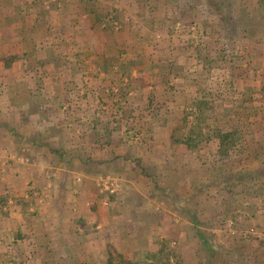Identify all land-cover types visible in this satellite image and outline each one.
<instances>
[{
    "label": "crops",
    "instance_id": "0c3cea01",
    "mask_svg": "<svg viewBox=\"0 0 264 264\" xmlns=\"http://www.w3.org/2000/svg\"><path fill=\"white\" fill-rule=\"evenodd\" d=\"M40 1L41 4L29 3L23 10L19 0H0V155L27 157L31 164L25 166L28 179L24 184L35 186L23 194L26 189L20 188L24 181L21 175L1 178L3 190L10 192L15 204L8 206L5 217L0 214V258L3 261L5 256H11L15 264L32 256H45L39 257L43 262L35 260L38 264H54L59 257L62 264H144L149 258L156 261L168 238L163 226L170 225L172 232L178 224L173 214L163 208L172 205L180 211L181 207L197 205L195 199L188 200L195 185V159L173 143L169 127L174 122L169 119L165 127L161 121L147 118L144 123L138 122L140 143L132 145L126 136V119L120 114L112 116L117 106L114 99L106 100L108 91H88L92 86L98 89L101 80L109 87L119 83L115 76H99L103 72L95 55L110 51L115 56V45L123 44L125 48L129 41L113 39L109 33L104 38L93 37L95 20L80 11L77 21L70 24L67 4L77 5V0H61L64 2L57 5V0ZM40 14L47 24L43 30L38 28ZM52 17L58 19L51 21ZM69 26H73L70 34H76V57L74 53L65 56L67 52L60 42L51 40L57 37L55 33H66ZM82 34L85 36H79ZM45 35L51 37L46 39ZM138 48L136 56L124 53L121 60L138 62L142 57ZM11 54L17 55L14 64L20 67L12 68L8 74L3 59ZM146 68L133 66L130 77L143 80ZM94 69L99 73L91 74ZM82 70L91 77L84 76ZM37 79H43L49 87L39 89ZM73 79L79 91H68ZM174 84L177 91H183V82L176 80ZM1 86L14 90L2 91ZM152 88L158 101L166 98L158 79ZM148 90L145 87L142 93ZM89 94L100 96L105 104L87 103L85 97ZM129 96L134 97V92ZM167 98L172 101L170 96ZM174 101L173 104L179 102ZM119 107L122 111L130 109ZM160 111L165 109L161 107ZM102 177L123 182L122 196L136 191L140 203L120 201L117 212L109 201L114 195L98 189ZM207 191L210 196L215 194L214 188ZM36 193L41 197L37 198ZM157 193L159 203L152 201ZM1 198L4 199L0 194ZM31 208L37 214L30 213ZM240 237L221 249L220 264L253 262L255 242L241 237V243L247 246L240 248L236 246ZM46 257H50V263ZM260 261L264 264V259Z\"/></svg>",
    "mask_w": 264,
    "mask_h": 264
},
{
    "label": "trees",
    "instance_id": "16d2710c",
    "mask_svg": "<svg viewBox=\"0 0 264 264\" xmlns=\"http://www.w3.org/2000/svg\"><path fill=\"white\" fill-rule=\"evenodd\" d=\"M133 1L137 4H131L130 15L127 17L123 11L120 13L114 9L111 12L99 5V0H77V5L67 4L69 22L72 25L79 17L77 11L93 16L96 26L92 30V36L97 39L104 38V34L106 37L109 33L124 41L123 34L126 37V33L129 35L136 32L137 42L147 41L142 47L146 63L144 59L142 63L121 60L124 53L137 54L134 42L126 38L129 45L125 49L123 44L119 47L115 45V56L110 51L95 55L101 72L119 80L117 85L108 89L109 96L106 97V100L114 99L117 106L112 116L120 114L126 119L129 127V130L125 129L126 136L132 145L140 143L141 127L136 128L138 122L144 123L147 118L150 121H161L164 127L168 119L174 122L169 127L173 143L180 147L181 152L188 153L195 159V185L191 188L193 192L188 200L192 201L203 195V200L209 202L212 210L209 219H199L190 211H184L195 226L217 217L224 220L238 216L259 220L264 227V0H163V8L172 10L174 19L178 18V14L182 15L189 22L184 26L194 27L195 31H189L188 34H195L198 41L180 36V45L176 46L171 44L173 37L170 35L165 40L167 45L162 51H159L158 45L148 46L153 30L141 34L138 31L133 20L135 16L139 18V0ZM158 1L142 0L148 7L151 2L155 3L149 7L150 11L156 9ZM19 2L23 10L29 3L41 4L40 0ZM61 2L64 1L57 0L56 5ZM180 2L184 4H179ZM116 11L118 14L113 15ZM39 13H43L42 10ZM44 18V15H39L40 30L46 28ZM113 21H118L123 27L115 30L110 25ZM236 22H242L244 28L239 30L233 26ZM150 24L155 27L151 22ZM72 27L69 26V30L61 35L55 33L57 37L51 38L59 41L65 48V56H71L77 44L74 42L76 34H70ZM258 29H261V35ZM38 35L43 36V33L39 32ZM50 37L45 35L46 39ZM151 50L155 53L151 54ZM76 55L74 53V57ZM154 58L167 66L166 72H154L151 75L154 82L159 80L161 92L166 96L162 101L155 98V91L142 93L147 85L145 81L130 77L133 66L148 64L147 68H150L151 63L156 62ZM3 61L9 74L17 66L14 64L18 61L17 55L11 54ZM25 61L23 60V67L26 65ZM151 70L148 69L149 72ZM214 72H217L215 82L210 80ZM124 79L127 80L124 82ZM176 80L185 84L183 91H177L176 86L171 84ZM154 82H151L152 86ZM130 92H134L135 96L130 97ZM85 99L87 103L96 101L99 105L106 102L100 96L93 97L91 94ZM174 100H179L178 104H173ZM119 106H128L130 109L122 111ZM161 107L165 109L163 113L160 111ZM209 188H214L215 194L210 196L207 191ZM175 204L178 205L176 202ZM259 230L264 232V229ZM195 231L205 253L202 264H220L221 251L208 238L202 237L198 229ZM242 241L240 237L236 246L246 248V243L242 244ZM254 248L251 264H261L260 259H264V243L255 242ZM160 251L164 258L159 256L155 264H168L169 253L165 252L163 246ZM233 251L238 254L235 249ZM1 264L15 263L11 256H5Z\"/></svg>",
    "mask_w": 264,
    "mask_h": 264
},
{
    "label": "rangeland",
    "instance_id": "374dc122",
    "mask_svg": "<svg viewBox=\"0 0 264 264\" xmlns=\"http://www.w3.org/2000/svg\"><path fill=\"white\" fill-rule=\"evenodd\" d=\"M128 0H99V2H97L99 5L104 6L105 8L109 9V11H113L114 9L118 10V12L123 11L126 14V17L128 15H130V11H131V4L136 3L133 0H129L130 2H127ZM163 0H159L158 4H156V9H154V11H150V6H153L152 4H155L154 2H151L150 4V8L144 4V2H142V0H139V7L138 8V12L139 15L137 18V16H135L134 20L135 21V25L139 28L138 31L141 33L146 32L147 30H153L152 34L149 36V43L148 46L149 47H156L159 49V51H162L163 48H165V46L167 45L166 41L168 39V37L171 35L173 37L172 39V43L171 44H175L176 46H179V39L178 37H183V38H191L194 41H198L197 40V36H195V34H188L190 32H194L195 29L193 26L191 25H186L188 20L184 17H181L182 15H177L178 18L174 19V16H172V10H167V8H163ZM54 2V1H52ZM137 4V3H136ZM135 4V5H136ZM179 4H184V2H180ZM180 8H182L180 6ZM179 9V8H178ZM121 13V12H120ZM118 14L117 11L113 14L116 15ZM122 14V16L126 19V17ZM151 17V18H149ZM58 17H52L51 21L57 20ZM236 19L238 20V18L236 17ZM85 20V19H84ZM119 21V20H118ZM118 21H113L112 24L110 23V25H112L115 29L119 28L121 25L123 27V24L119 23ZM150 22L152 24L155 25V27H152V25L150 24ZM239 22V21H237ZM236 22V23H237ZM254 24V22H253ZM109 26V25H108ZM132 26V24H131ZM233 26L238 27V29H243L244 28V24L241 23H237ZM121 27V28H122ZM263 30V29H262ZM167 31L169 32V34H166ZM190 31V32H189ZM257 31H259L260 35H261V29H258ZM136 32H132L128 35V33H126V37L125 34H123V37L128 39L129 41L134 42V44L138 48V51H142V47L146 45L147 41H142V42H137L136 39ZM258 34V35H259ZM118 35V34H117ZM190 35V36H189ZM119 36V35H118ZM113 39L115 37V35H112ZM180 37V38H181ZM134 39V40H133ZM127 46V45H125ZM174 46V45H173ZM157 48L155 49L157 51ZM125 49V48H124ZM150 51V50H149ZM152 51V50H151ZM151 54H154L155 52H150ZM142 59H144V62L146 63L145 58L142 56L140 58V60L138 62L142 63ZM82 60V59H81ZM155 60V58H154ZM156 62H152L150 68H146V75L144 76L143 81H145V83L147 84L146 87H148V91H154L153 90V86L151 84V82L154 80H152V76L153 73L156 72H166L167 71V66L163 61H158L155 60ZM144 66L148 67V64H144ZM18 67V66H17ZM72 68L74 69V66H72ZM97 68V67H95ZM90 70L93 68H89ZM148 69H152V72H149ZM76 71V70H75ZM84 72V76L86 77H91L89 72L87 70H82ZM78 72V71H76ZM97 71L94 69V71H92L91 74H95ZM99 73V72H97ZM217 72H214L213 78H210L211 81L215 82L214 80L216 79ZM152 75V76H151ZM100 77H104L105 74H100ZM99 76H93L94 78H98ZM93 78V83H96L95 79ZM152 78V79H150ZM127 79H124V82ZM73 82H69L70 85V90L68 91H79L80 89L77 88L76 83L77 81H75L74 79L72 80ZM87 82H89L90 80L87 79ZM101 82V86L98 85V89H94L95 87H93V89H90L91 91H108V89L111 87H109L108 82L103 84V80L100 81ZM160 83V82H159ZM175 83V81H174ZM171 84L176 86L175 84ZM37 84L39 86V89L43 88V86L45 87H49L46 82L41 79L40 81H38L37 79ZM113 84V83H111ZM109 87V88H108ZM2 91H13V89L10 88H6L1 86ZM65 112L67 113L68 110L67 108H65ZM27 164H31L29 162V160L27 159V157H14V153H3L2 155H0V194L3 195L4 199L1 198L0 200V214H2L4 217L6 216V214L9 211L8 206H12L13 204V200L11 199V194L9 191H7L6 189L3 190V181L1 180V178L5 179L6 177L12 178L18 175L20 176V180L24 179L23 182L20 183V188H22V190H25L24 192H22L23 194L26 193L27 190H29L31 187L35 189L34 185H29L27 184L28 182H26L24 184V182L28 179L26 174V165ZM21 167H24V169H22ZM104 178V177H102ZM101 178V179H102ZM18 180V178L16 179ZM118 185H119V190L114 194L113 197H111L109 199V201L111 200V205L113 204V208L118 212L121 209V206L118 204L121 202H125L126 204H136V203H140L138 201V197H137V192L136 191H127L126 194H124L125 196H122V191L124 190V183L121 181H117L115 180ZM6 184L7 181H4ZM99 189V187H98ZM100 191V190H99ZM34 194V193H33ZM98 194V193H97ZM38 197H37V196ZM36 197L40 198L41 195H39L38 193H36ZM29 196V195H28ZM34 196V195H33ZM122 197L123 200H121L120 198ZM160 195L157 193V195L152 199V201L154 202V200L159 203L160 202ZM120 199V200H119ZM40 200V199H39ZM98 200H100V197H98ZM104 200V198H103ZM197 201V205L194 206L192 205V207L190 208H185V207H181V211H178L174 206L172 205H166L163 210L170 212L171 214H173V217L178 221L177 226L175 227V230H173L172 232L169 231V226H163V232L165 233L166 237H168L167 239H165L164 243L162 244L163 249L165 250V252L169 253V260H168V264H202V261L205 257V253L203 252L204 250L202 249V247L199 244V236L197 234V232L195 231L196 229H198V231L201 232L202 237L204 238H208L210 240L211 243H213V245L215 247H217L220 251H223L221 249H226L227 247H230V245L232 244V240H234V238L237 237H243L245 240L248 241H252V242H262L264 243V232L259 230V229H264V227L262 226V223L259 220H250L248 218H242V217H236V218H226V219H221L220 217L217 218H213L209 221H202V223L198 226H195L190 218V216L184 212V211H190L193 215H196L199 219H204V218H208L209 219V215L211 213V209L209 208V202H205L203 200V195H199L196 199ZM3 201V202H2ZM101 202V200H100ZM107 203V201H105ZM104 202V203H105ZM109 203V202H108ZM108 203H107V207H108ZM191 205V204H190ZM110 206V205H109ZM124 206V205H122ZM111 207V206H110ZM124 208H127L126 206H124ZM32 212L30 213H34L33 212V208H31ZM128 210V209H127ZM130 214V213H129ZM149 221V220H148ZM150 222H153V219L150 220ZM133 227H135L133 225ZM162 228V227H161ZM175 234V235H174ZM174 238V239H173ZM161 246L159 245V248ZM23 249V246H22ZM161 253V251H160ZM246 256H250V254H245ZM161 257V259L164 258V256L162 257V255H159ZM39 257H44L45 256H39ZM39 257H31V259H26L24 261H20V264H38L35 260H38V262H43L40 261ZM50 257H46V261H49L50 263ZM146 261H144V264H155V260L153 259H145ZM62 260L61 257L57 258L54 260V264H62ZM118 262V260H117ZM126 264V263H123ZM158 264V262L156 263Z\"/></svg>",
    "mask_w": 264,
    "mask_h": 264
},
{
    "label": "built area",
    "instance_id": "2783aa9c",
    "mask_svg": "<svg viewBox=\"0 0 264 264\" xmlns=\"http://www.w3.org/2000/svg\"><path fill=\"white\" fill-rule=\"evenodd\" d=\"M98 187L101 193L114 195L119 190L118 183L110 177L100 179Z\"/></svg>",
    "mask_w": 264,
    "mask_h": 264
}]
</instances>
